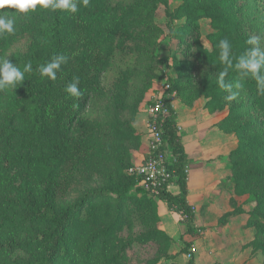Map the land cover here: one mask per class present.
<instances>
[{
  "label": "rangeland",
  "instance_id": "rangeland-1",
  "mask_svg": "<svg viewBox=\"0 0 264 264\" xmlns=\"http://www.w3.org/2000/svg\"><path fill=\"white\" fill-rule=\"evenodd\" d=\"M131 1L104 0L110 6ZM165 1L171 10L182 2ZM235 1L237 26L248 38L259 37V43L253 45L264 52V5L253 0ZM152 15L144 23L166 33L164 5L160 4ZM70 18L73 27L70 40L76 49L67 55L59 92L63 94L62 100L76 99L65 88L78 77V71L84 73L80 77L83 81L86 75L90 78L97 75L99 61H104V67L97 79V89L83 105L81 118L70 132L71 148L56 175L58 208L75 201L86 190L116 181L123 173L130 174V169L147 157L149 109L154 100L167 94L164 90L169 83L167 76H177V61L182 60L180 52H176L177 60L171 56L168 65L158 67L164 74L160 77L156 66L132 51L129 42L118 43V34L104 44L89 46V54L86 47L95 24L82 19L77 12L71 13ZM199 23L202 46L212 51V43L206 37L214 31L210 19L203 17ZM29 40L30 36L17 35L1 58L7 57L18 67L14 57L27 51ZM105 46L110 49L105 50ZM174 46L175 42L166 38L160 55L169 56ZM212 68L207 57L192 49L184 61V76L177 79L178 94L169 96L176 112L178 132L183 134L189 156L198 159L191 161L199 162L195 174H191L190 167L191 179L199 177L204 183L202 190H191L188 199L194 209L193 232L185 234L181 216L156 196L139 189L137 183L131 192L138 198L153 201L156 217H141L125 211L121 212L120 223L111 226L112 207L109 216L104 218L106 200H90L73 215L68 230L75 240L72 246V252L78 256L75 264H264V250L260 248L264 241V217L259 215L264 206L254 196L264 192V177L254 171L264 169V108L256 104L236 108L237 103L252 102L254 97L241 82L234 83L225 75L224 82L231 84L232 91L237 93L235 99L229 100L230 93L218 86L220 73L216 75ZM17 92V88L0 91V123L6 122V107L12 106ZM243 123L248 124L245 129L240 127ZM252 137L255 138L253 147L247 145ZM14 145L18 153H26L23 145L15 141ZM4 180L15 187L26 181L36 193L40 187L30 176H23L21 167L0 173V183ZM167 188L172 193L178 192L174 180ZM0 194L22 197L17 190L6 186L0 187ZM33 227L39 226L33 224ZM155 230L164 231L168 238L137 239ZM14 233L0 232V237ZM17 234L25 236L28 231L25 228ZM30 252L17 250L12 257L24 258Z\"/></svg>",
  "mask_w": 264,
  "mask_h": 264
},
{
  "label": "trees",
  "instance_id": "trees-1",
  "mask_svg": "<svg viewBox=\"0 0 264 264\" xmlns=\"http://www.w3.org/2000/svg\"><path fill=\"white\" fill-rule=\"evenodd\" d=\"M253 1L264 5V0ZM160 4L164 5L167 18L166 33L164 30L144 23ZM235 6H237L235 0H204L203 2L182 0L173 10L167 6L165 0H132L114 6L108 5L104 0H90L88 7L78 4L77 13L81 18L95 24V27L91 29V38L86 47L89 54V46L104 44L107 39L118 34L119 44L129 42L132 51H137L144 56L157 69L160 65H168L171 56L176 58V52L182 55V60L177 61V76H167L170 87L166 90L167 94L162 97V103L167 109L162 123L163 148L167 150V168L171 173V180H174L179 191L172 193L164 184L156 197L164 202L168 209L174 210L181 216L187 234H191L194 228V211L187 201V155L178 132L176 112L168 96L171 91L178 94L177 79L184 76V61L187 55L194 49L208 58L213 65L212 72L216 75L226 69V75L234 80L232 82H241L245 86L243 88L249 90L254 97L253 101L237 103L236 108L241 106L250 108L251 104L264 108V95L257 91L255 81L242 77L240 71L234 67L239 56L246 55L250 49L256 48L253 44L245 43L248 36L244 35L236 24ZM0 11L13 13L15 10ZM70 15L71 13L67 10L51 11L37 6L36 11L17 16L16 33L0 38L1 58L6 47L17 35L30 36L27 51L14 57V60L18 61V67L22 71L27 63H31L33 69L31 73H25L22 84L16 87L18 92L13 99L14 104L6 107V122L0 123V173H8L21 167L23 176L26 178L30 176L40 186L36 193L34 187L26 181L17 187L12 183L10 185L9 180L0 183V187L6 186L17 190L22 195L18 199L0 194V232H15L14 235L0 237V264H75L78 262V256L72 252L75 240L70 237L68 230L73 215L93 199L106 200L104 218L109 216L110 207H112L114 220L112 219L111 226L120 223L121 212L129 211V214L136 213L141 217L151 216L152 219L157 214L153 201L145 197L138 198L131 192L137 186L139 178L126 173H123L116 181L84 191L75 201L67 203L64 207L58 208L55 204L56 175L71 148L72 126L78 123L83 105L92 91L97 89V79L104 67V61H99L97 75L91 78L86 75L83 78V81L89 80L88 82L80 80L84 73L78 71L77 76L81 81L79 89L82 95L65 102L62 100L63 94L59 93L63 86L65 63L57 71V78L54 81L40 76L37 71L40 65L50 62L56 55L67 57L76 49L70 40L73 31ZM182 17H184L183 20H181ZM203 17L210 19V25L214 30L206 35L212 43V51L204 49L200 41L199 20ZM166 38L171 42L174 41L175 46L169 56L162 57L160 48ZM223 38H228L232 44L230 55L233 58V67L231 68H226L218 60L217 44ZM104 48L107 51L110 49L109 46ZM157 72L160 77H164L160 69ZM57 99L60 102L56 101ZM247 126L246 123L240 125L243 129ZM14 141L24 146L25 154L16 151ZM254 143L255 138L252 137L247 145L253 147ZM254 171L257 176L264 177V169L256 168ZM139 189L144 191L141 187ZM254 196L259 204L262 201L263 207L264 192L258 195L255 193ZM263 211L264 208L259 211V215L264 217ZM33 224L39 227L34 229ZM25 228L28 231L27 235L17 234ZM155 236L168 238L164 231L155 230L148 231L137 239L144 240ZM260 244V248L264 250V241ZM17 250L31 252L24 258L12 257ZM84 257H87V254Z\"/></svg>",
  "mask_w": 264,
  "mask_h": 264
},
{
  "label": "clouds",
  "instance_id": "clouds-1",
  "mask_svg": "<svg viewBox=\"0 0 264 264\" xmlns=\"http://www.w3.org/2000/svg\"><path fill=\"white\" fill-rule=\"evenodd\" d=\"M90 0H0V10L14 9L15 11L10 15L5 11H0V38L5 35H12L16 31V18L19 14H28L37 10V6L44 10H67L75 14L78 11V3L83 7L89 6ZM245 43L258 44L259 37L250 36ZM218 60L226 68L233 67V58L230 55L232 44L228 38L219 40L217 44ZM67 57L64 55L54 56L50 62L40 65L37 69L41 77H47L49 80L57 78V71L60 70L61 65L66 63ZM234 67L238 69L242 77H247L255 81L257 91L259 94L264 95V52L259 48L250 49L246 55H241L237 58ZM33 71L31 63L24 65L23 71L9 62L7 57L0 58V91L13 90L20 86L24 80L25 73ZM227 74L226 69L221 71V79L218 86L229 92L227 97L229 100L235 99L237 93L232 91V85L226 84L223 76ZM80 83L79 77H74L73 81L69 83L65 91L66 93L75 98H79L82 93L78 87Z\"/></svg>",
  "mask_w": 264,
  "mask_h": 264
},
{
  "label": "built area",
  "instance_id": "built-area-1",
  "mask_svg": "<svg viewBox=\"0 0 264 264\" xmlns=\"http://www.w3.org/2000/svg\"><path fill=\"white\" fill-rule=\"evenodd\" d=\"M169 87V84H166L164 90ZM170 94L174 96L176 92L171 91L168 96ZM149 112V152L129 173L139 178L138 184L145 192L157 196L162 186L171 181V173L167 168V150L163 148L162 123L167 109L162 103V97L154 100Z\"/></svg>",
  "mask_w": 264,
  "mask_h": 264
},
{
  "label": "crops",
  "instance_id": "crops-1",
  "mask_svg": "<svg viewBox=\"0 0 264 264\" xmlns=\"http://www.w3.org/2000/svg\"><path fill=\"white\" fill-rule=\"evenodd\" d=\"M181 125H182V123H181ZM182 127H183L182 130H183L184 126L182 125ZM180 128H181V126H180ZM182 135L183 134L180 133L182 144H183V146L185 148V152H187L186 155H187V186H188L187 201H188L189 196H190V191L193 190V189L202 190L203 189L202 187H203L204 183H203L202 179H200L199 177H196V176H198V174H196V176H195L196 178L195 179H191V174H195L196 171L199 170V169H195V168H199V162L195 163V161H191L192 159H194V160H198V159H196L195 157L191 158L189 156V151L186 148L185 140H183ZM190 167H191L192 170H190ZM200 169H201L200 171L203 170L202 167H200ZM189 170L191 171V174H190ZM178 191H179V189H178ZM193 211H194V209H193ZM185 234H187V233H185Z\"/></svg>",
  "mask_w": 264,
  "mask_h": 264
}]
</instances>
